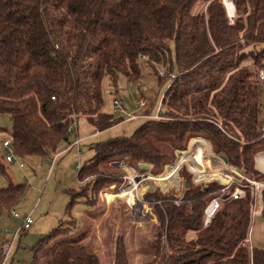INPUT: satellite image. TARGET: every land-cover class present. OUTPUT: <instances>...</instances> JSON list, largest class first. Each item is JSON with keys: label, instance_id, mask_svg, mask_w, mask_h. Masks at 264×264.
Masks as SVG:
<instances>
[{"label": "trees", "instance_id": "1", "mask_svg": "<svg viewBox=\"0 0 264 264\" xmlns=\"http://www.w3.org/2000/svg\"><path fill=\"white\" fill-rule=\"evenodd\" d=\"M231 1L232 20L223 0H0V112L10 115L13 150L22 155L55 150L82 115L98 131L118 123L119 117L102 110L101 81L107 75L115 85L119 74L138 79L139 60L145 59L156 73L157 65L171 68L159 117H147L130 134L94 143L95 155L79 167L78 179L104 174L110 156L161 168L192 136L209 139L213 151L245 175L264 178L253 164L255 146L264 138V79L258 77L264 67V0ZM198 3L202 7L195 10ZM185 181L183 203L157 196V231L140 264H264V245L245 243L254 186L247 183L236 198L226 191L204 224L205 208L220 185ZM23 189L10 179L0 186V211L12 209ZM116 190L103 192V214ZM78 192L92 198L87 188ZM68 228L59 222L48 238ZM128 230L136 238L133 217ZM114 251L112 264H131L123 243ZM84 264L101 262L89 253Z\"/></svg>", "mask_w": 264, "mask_h": 264}, {"label": "rangeland", "instance_id": "2", "mask_svg": "<svg viewBox=\"0 0 264 264\" xmlns=\"http://www.w3.org/2000/svg\"><path fill=\"white\" fill-rule=\"evenodd\" d=\"M225 6L227 7L226 2ZM201 7L202 4L198 3L195 10ZM247 63L250 65L251 59ZM139 68L141 75L138 79L129 80L119 74L115 85L110 83L107 75L101 81L102 110L113 114L114 99L122 105L118 114H113L120 118L118 123L98 131L87 117L79 116L72 125L68 140H63L55 150L43 154L22 155L14 151L12 161H7L5 155L9 151L2 142L5 139L11 140L12 122L8 113L0 112V186H6L9 179L14 183L24 184L22 196L15 206L10 210L0 211V247L2 250L5 244L6 250L4 257L0 256V264H84L89 253H95L101 264H112L118 243L124 244L131 264H140L148 258L149 244L157 231V216L153 211L157 196L159 201L164 197L174 196L178 198L175 202L183 203L186 179L190 186L195 187L215 181L220 187L213 194L218 195L224 188L225 192H233L238 188L245 194L244 187L249 183L254 186V201L260 202L261 207L264 202V178L259 179L260 176L254 174L245 175L240 168L229 162L225 163L221 154L213 151L209 139L203 136L188 138L185 148H176L170 161L161 168L150 162L130 163L128 157L110 156L105 160L107 167L101 166L104 174L83 176V182L78 179L79 167L95 155L92 147L94 143L132 133L147 117L155 115L158 107L161 108L162 96L171 81L170 64L157 65L156 73L145 59H140ZM160 71L166 72L164 78H160ZM260 85V117L264 121V80L260 81ZM140 99L147 101L145 106L140 104ZM260 141L255 146V153L264 151V138ZM74 143L78 144L73 145ZM54 155L56 158L53 160ZM187 162H190L191 170ZM141 163H147L148 166H141ZM125 164L133 171H127ZM227 164L236 170L230 169ZM221 173L227 177H223ZM93 179H98L99 186L94 185ZM123 185L125 186L120 191L138 195L134 197H138L141 203V213L137 208L134 212L128 200L117 195L112 200L109 212L103 214V192L114 191ZM231 186L234 188L231 189ZM86 188L89 192L92 191L91 199L77 194L78 191L86 193ZM131 200L130 198L129 201ZM196 200L199 203L198 197ZM186 203L193 205L191 201L186 200ZM26 215L32 219L30 227L21 229L14 235ZM132 217L138 227L136 238L130 236L128 230ZM262 218L264 217L252 216L249 247L264 245ZM208 221L204 220V224ZM59 222L69 226L66 229L68 231L64 230L66 233L55 238H48V233ZM43 249L46 252L41 251ZM1 253L2 251L0 255ZM36 253L38 257L32 263Z\"/></svg>", "mask_w": 264, "mask_h": 264}, {"label": "built area", "instance_id": "3", "mask_svg": "<svg viewBox=\"0 0 264 264\" xmlns=\"http://www.w3.org/2000/svg\"><path fill=\"white\" fill-rule=\"evenodd\" d=\"M231 20H232V19H231ZM258 77H259L260 79H264V67H261V68L259 69V71H258ZM52 98H53V96H52ZM139 102H140V104H141L142 106H144L146 101H143V100L140 99ZM112 105H113V107H114V108H113V110H114L113 113H114V114H118L117 112H118L119 110L122 109V105L118 102L117 99H114V103H112ZM158 109H159V108H158ZM153 117H159V115H158V114H155V115H153ZM74 123H76L75 120L73 121L72 125H73ZM70 132H72V126L68 128V133H70ZM2 143H3L4 146H6L7 150L9 151V152H7V154L5 155V159H6L7 161H12V153H14V150H13V147H12V145H11V140H7V139H5ZM78 143H79V142H78ZM78 143H74L73 145H76V144H78ZM55 158H56V155L53 156V160H54ZM234 191H235V192H234ZM234 191L230 194V196H232V197H234V198H236V197H241V196L244 195V191H243V190H240V189L236 188ZM224 193H225V188L222 189V192H221L219 195L213 197V198L209 201V203L207 204V206H206V208H205V217H204L205 222H207V221L210 219V216L212 215V213L214 212V210L219 206L220 201L223 199V195H224ZM31 222H32V219H31V217H30L29 215L24 216L23 221H22V224H21V227H20V228H17V229L15 230L14 235L17 234L18 231L21 230V229H28V228L30 227V225H31ZM249 242H250V238L247 237L245 243L248 244ZM3 244H4V243H3ZM8 246H9V245H8ZM8 246H6V247H8ZM4 248H5V244H4L3 249L1 250L2 253H1L0 256H3V255L6 254V250H4ZM3 250H4V252H3ZM3 257H4V256H3Z\"/></svg>", "mask_w": 264, "mask_h": 264}, {"label": "crops", "instance_id": "4", "mask_svg": "<svg viewBox=\"0 0 264 264\" xmlns=\"http://www.w3.org/2000/svg\"><path fill=\"white\" fill-rule=\"evenodd\" d=\"M253 162H254V167L256 170L260 172H264V151H259L254 154L253 156ZM132 178V177H131ZM135 179V176H134ZM131 185V184H130ZM260 202L254 201V208H253V215H258L260 217H264V202H262L261 207H259ZM135 208H137V211L139 214L141 213L140 206L134 207L133 211L135 212ZM264 219V218H262ZM251 245V244H250Z\"/></svg>", "mask_w": 264, "mask_h": 264}, {"label": "bare ground", "instance_id": "5", "mask_svg": "<svg viewBox=\"0 0 264 264\" xmlns=\"http://www.w3.org/2000/svg\"><path fill=\"white\" fill-rule=\"evenodd\" d=\"M225 2L227 3V8H228V10L231 12L232 11V8H233V6H232V4H231V1L230 0H225ZM233 167V166H232ZM234 168V167H233ZM190 169V168H189ZM235 169V168H234ZM191 170V169H190ZM230 177H233V176H230ZM230 177H228V179L230 178ZM213 179V178H212ZM227 179V180H228ZM209 180H211V179H209ZM227 180H222V181H227ZM206 181H208V180H206ZM117 195H119V196H122L123 198H125V199H127L128 200V202L131 204V207L132 208H134V207H136V206H138V205H140V201H139V199H138V197H134L131 193H130V191L128 192V191H126V192H123V191H120V190H116L115 192H114V196H117ZM132 199L131 201H129V199ZM257 230V229H256Z\"/></svg>", "mask_w": 264, "mask_h": 264}, {"label": "water", "instance_id": "6", "mask_svg": "<svg viewBox=\"0 0 264 264\" xmlns=\"http://www.w3.org/2000/svg\"><path fill=\"white\" fill-rule=\"evenodd\" d=\"M230 1H231V0H230ZM224 4H225V2H224ZM231 4H232V6H233L231 12L228 10L227 7H226V8H227L228 15L231 16V17H233V15H234V5H233L232 1H231ZM220 157L223 159V161H224L225 163H227V159H226V157H225L224 155L221 154ZM141 166H148V164H147V163H146V164L141 163ZM150 188H152V187H150Z\"/></svg>", "mask_w": 264, "mask_h": 264}, {"label": "clouds", "instance_id": "7", "mask_svg": "<svg viewBox=\"0 0 264 264\" xmlns=\"http://www.w3.org/2000/svg\"><path fill=\"white\" fill-rule=\"evenodd\" d=\"M231 19H232V17L231 16H229Z\"/></svg>", "mask_w": 264, "mask_h": 264}]
</instances>
